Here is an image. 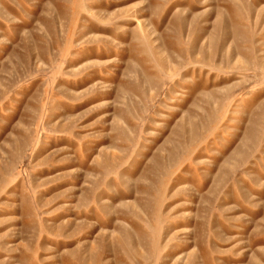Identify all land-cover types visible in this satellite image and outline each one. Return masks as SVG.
I'll return each mask as SVG.
<instances>
[{
  "label": "rangeland",
  "instance_id": "374dc122",
  "mask_svg": "<svg viewBox=\"0 0 264 264\" xmlns=\"http://www.w3.org/2000/svg\"><path fill=\"white\" fill-rule=\"evenodd\" d=\"M0 264H264V0H0Z\"/></svg>",
  "mask_w": 264,
  "mask_h": 264
}]
</instances>
